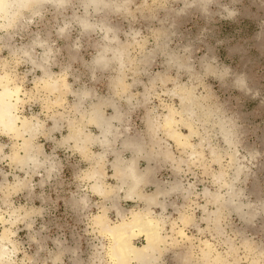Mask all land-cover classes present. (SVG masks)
<instances>
[{
	"label": "rangeland",
	"instance_id": "rangeland-1",
	"mask_svg": "<svg viewBox=\"0 0 264 264\" xmlns=\"http://www.w3.org/2000/svg\"><path fill=\"white\" fill-rule=\"evenodd\" d=\"M57 1H61L60 5ZM105 1H109L110 7L97 12L92 7L86 9V0H47L36 11L26 10L12 27L0 29V75L10 80L13 87H20L18 115L37 116L44 122V129L53 107L60 108L64 112L60 115L66 116L70 105L65 89L70 84L91 85L97 80L90 76L78 78L73 71L87 72L84 63L90 62L93 71L109 73L104 82L109 79L112 86L119 70L116 67L98 69L94 60L103 47L123 48L131 57L125 64L124 84L127 86L116 92L112 86L111 95L125 98L128 104H132L131 93H134L146 115L147 125L152 121L165 124L160 130H164L183 155L176 159L178 163L173 166L174 172L185 179L190 191L187 197L181 194L183 198L178 199L180 212L175 218L166 214L163 233L179 243L170 246L156 264H180L179 255L188 249L194 252L189 263L203 264L202 249L209 241L216 250L215 255L220 254L225 264H264V0ZM84 21L96 27L86 32L81 25ZM106 32L111 38L115 37L113 43L105 40ZM173 55L182 60L179 62L183 69L168 65ZM46 72L52 77L64 78L60 91L50 90ZM180 90L194 92L213 112L217 111L229 121L233 133L230 143L218 133L216 126L213 128L210 122L202 124V119L197 116L192 126L204 136V141L201 135H192L187 126L178 128L191 138L196 152L194 158L188 159L187 154L192 149L180 146L168 134L169 126L164 123V115L170 114L172 109L180 112L185 109L179 97L174 95ZM57 97L59 104L52 105ZM75 104L73 107L78 110ZM160 118L162 122H159ZM216 118L214 115L211 119ZM55 119L60 121V118ZM4 136H9L13 144L5 146L8 140ZM152 139L148 127L147 138H141L139 142L145 141L151 147ZM18 142L19 139L11 134L0 132V154L5 151L13 153ZM166 149L171 150L170 145ZM47 151L46 164L42 167H46V173L31 180L39 183L46 179L43 187H37L39 199L29 198L27 193L20 197L13 195L12 192L18 191L13 189L17 174L4 167L0 160V184L5 181L0 192L3 191L6 197L5 200L0 197V214L10 218L11 210L17 209L19 219L36 215L31 228L44 232L37 239L19 230V220L13 225L11 237L17 249L13 253V264H52L53 254L52 260L58 264L63 255L58 249L61 248L59 244L67 243L72 250L63 258L67 264H117L112 254V238L102 231L97 217L98 228L91 221L76 220V215L74 221H67L73 211L69 210L65 199L71 197L72 191H77V186L71 180H65V172L51 173L49 165L54 160L49 147ZM11 165L14 166L12 162ZM100 168V171L104 170ZM88 171L85 179L92 180L87 177ZM21 176L27 175L23 173ZM227 183L234 186L239 211L223 206L221 200L229 190ZM91 190L94 192L93 188ZM216 195L222 196L220 201L216 200ZM82 201L84 208L89 207L88 197H83ZM106 201L113 207L111 200ZM141 208L143 204L137 209ZM104 209L111 223L123 219L118 214L121 212L119 203L113 207L116 212L109 213L106 206L101 211L91 208L88 211L100 212V215ZM218 209L219 220L210 221V216L216 218ZM132 211L124 213L125 217L129 218ZM81 212L75 210L77 214ZM243 212L253 215L254 219L245 221L240 216ZM155 213L160 214L159 210ZM182 213L194 217L191 224L185 225L180 220ZM179 231L188 234L193 244ZM51 237L54 242L57 239V246L51 243ZM133 242L142 246L145 240L135 236Z\"/></svg>",
	"mask_w": 264,
	"mask_h": 264
},
{
	"label": "bare ground",
	"instance_id": "bare-ground-1",
	"mask_svg": "<svg viewBox=\"0 0 264 264\" xmlns=\"http://www.w3.org/2000/svg\"><path fill=\"white\" fill-rule=\"evenodd\" d=\"M44 2H47V0H0V29H8L12 27L14 23L21 18V16L24 14L26 10L34 11L38 6L44 4ZM60 2L61 1L59 2L57 1L58 5H60L59 4ZM52 3L55 4V2ZM85 7L86 9L92 7L95 9V11L99 12L104 9L105 10L108 9L110 7V3L109 1L107 2L105 0H86ZM81 25L86 32L94 28V26L96 27V25L90 24L88 22L86 23L85 21L84 24ZM114 38H111L110 34L106 32L105 40L108 43H113L115 41ZM160 47L158 46V48ZM125 51L126 50H124L123 48L115 49L114 47H112V48L104 49L103 47L102 52L94 60V65L98 69L109 70L112 67H116L119 70V74L114 79L112 84L115 92L123 91L124 85L127 84V83L124 84L125 64L128 62V60H130L131 57H129V55H127ZM109 53H111L112 55L109 56ZM177 59L178 57L175 58L173 55L169 60L168 65L173 67L177 66L178 69H183L182 66L183 64L180 63L182 60L181 59L177 60ZM38 66L41 67L39 64ZM185 67H187V65ZM47 73L48 72L45 73V76L46 79L49 80L48 87L50 88V90L52 92L60 91L61 86H63L64 78L52 77L51 75H48L49 73L48 74ZM10 82H11L10 80H5V77L3 75H0V132L5 134H11L15 139H19V142L14 147L15 149L13 150V153L10 155L11 162L17 169L23 170L26 173V175H30V174L34 175L40 168H42L46 164L45 158L47 157H45L44 159L41 157V155L43 154V147L41 145H38V143L35 141L37 137L44 130V122L40 120L37 116H33L32 118H29V117H20L18 115L17 113L18 105L21 101L19 94L21 90L19 86L13 87ZM176 91L179 92V89H176ZM176 91L174 95H177L179 97L182 104L185 106V109L182 112L175 111L172 109L170 114L164 115L165 116L164 123H166L169 126V128L167 129L168 134L173 138H175L180 146H184L186 149H190V148L192 149L193 152L190 151L187 154L189 160L195 157L196 152L193 150L194 146L191 143V138L182 134L178 128L181 125L187 126L192 132V135L196 134L197 136H200L201 133L198 132L193 127L194 126L193 124H195V121L193 120L197 116H200V119H202L201 120L202 124L210 122L213 124L212 125L213 128L214 126H216V130L218 131V133L223 135L225 141L227 143L231 142L233 133L229 126V121L222 118L217 111L213 112V110L210 107L206 106L203 102H201L199 97L194 95V92L180 90V93H177ZM84 96L86 95L84 94ZM79 98L80 99L75 104L78 110L80 109V107H82L83 96L80 95ZM106 106L113 107L115 115L111 117L107 116L105 113ZM120 110H121L120 107L112 98L103 97L100 98L97 102H93L90 105L88 111L86 110L84 113H81L83 114L82 116L84 117L88 115V119L90 121L93 120L94 122L97 121L96 122L97 124L98 122H100L99 127L101 132L100 134L101 146L105 150L103 151L104 154L103 153L101 155L99 153L96 154L97 157L99 156L98 160L100 161L105 159L104 158V155H106L105 152H108L107 150H109V148L114 147L113 146L114 140L120 136V132H118V130L115 129L114 128L115 126H113L112 124L113 121L120 122V119L123 115V113H121ZM179 113L180 115H178ZM214 115H217V118L215 120L213 119L214 120L213 121L211 118L214 117ZM89 120L86 121L89 122ZM55 121H56L55 125L57 126L59 120L55 119ZM156 122L157 121H152L148 125L149 130L153 135L151 147L147 146V143L145 141L132 142L128 140H127L128 146L126 147L137 149V151L135 152H136V157L138 159L139 157L137 156V154L142 150L146 152L147 149L151 148L150 151L152 149L156 151L155 154H153V151H151L150 153L146 152L145 153L146 155H144L146 158L147 155L149 154L156 155L155 157H160V155L163 154L162 152L165 151L166 154H164L163 156L166 157L168 156L169 160H172L174 164H177L178 161L176 160V158H174L172 151L170 149H164L162 152L159 151L162 154L158 153L157 150L154 149L157 147L158 149L162 148L161 139L158 137V132L162 125L165 127V124L156 123ZM69 126L71 132L69 137L65 138V143L73 141L75 148H78L79 150L85 147L91 141L93 142L95 141L94 144L97 142L96 140L90 138V136L86 133V131L84 130L81 124L75 125L73 122H70ZM99 137L97 136V138ZM201 139L202 141H204V136L201 135ZM100 140L98 139L99 142ZM114 154L120 156L118 155L119 154L118 151L117 152L115 151ZM133 156L131 157V159L125 160L126 163H124L125 162L124 159L122 160L120 157L116 158L117 160L116 159L114 160L115 161L114 166L112 163V166L114 168V174L112 175V177L116 179L117 187L106 188V186L103 183L105 172L104 173L102 172L103 169L102 171H100L101 168L100 165H98L100 164L98 160L96 163L97 165L93 166V168H91L87 172V177L88 179H92L95 182L94 185L92 186L93 191L98 193L100 196L104 197L106 200H111L113 207L118 206L119 193L123 191L126 194V195L124 194L126 198L130 199L132 197L133 199V196L136 195V197L137 198L139 197V200H141V203L143 204V208L132 211V214L129 218H126L124 212L121 210L122 213L119 212L118 214L119 215L121 214L123 219L121 220V222L118 223H111L110 221H108L107 211L105 209L100 215H97L98 225L101 226V229L104 233H107L112 238V254L115 257L117 264H156L157 262H160L161 258L163 257V254H165V252L170 248V246H176L179 243V241L171 238L170 235L167 234L165 235L163 233L165 219L167 218V216L165 213H162V210L160 214L155 215L156 213L154 211V208L158 206V208L161 207L162 209L165 210L163 212H167L166 200L167 198L173 195L174 193L173 191L176 190V188L180 187L179 182L181 181L176 180L172 185L171 184L169 185L170 186L169 188L164 185L165 183L161 184L154 182V184L155 183L156 185L158 184L156 189L154 188V191H152V193L149 194L143 193L142 189L146 185V183L149 184L148 182H150V180L153 181L151 178L154 168L152 169L151 167L153 166H149L151 163L150 164L147 163L146 166L149 167L148 168L145 167L146 168V169L144 168L145 170L139 171L137 167L138 159L135 157V155ZM147 159H149V157ZM151 160L149 159L148 162ZM101 163L103 164V162ZM101 166L103 167V165ZM25 179L24 178L21 179L18 175H16V182L13 185V189L18 190L20 186L26 187L25 182L27 181H24ZM227 184L229 190L226 195H223V199L221 200L223 206L226 209H234L236 211H239L241 208H239V206L235 204L236 195L235 192L233 191L234 186L233 184H229V183ZM190 187L191 186H189V188ZM189 192H190L189 189L185 188L183 192L180 193L184 194L183 197L184 196L187 197L188 196L187 194ZM221 198L222 196L219 197L218 195H216V200L220 201ZM16 210L15 211L11 210V214H9L10 218L8 217L4 218L5 216L0 214V221H1L0 224H3L2 230L0 232V264H13L15 261L13 259V253L16 249V244L12 240L11 235L13 234L12 227L13 225H15V223H17L20 217L19 214L16 213ZM215 214H216L215 215L216 218H212L210 216V221L219 220V214H220L219 209L215 212ZM240 216L242 219H244L247 222L254 219L253 215H249L244 212L241 213ZM193 219L194 217H192V215L187 213H182L180 216V220L185 225L191 224ZM179 233L182 236L186 237L185 240H188V242L193 244L192 239L189 237L188 234L186 235L184 231H179ZM135 236L143 237L145 240L144 245L142 246L135 245V243L133 242ZM215 251L216 250L214 249V246L210 241L205 243L204 248L202 249V256H201L203 260V264H225L222 256L220 254L216 256ZM193 256H194V252L192 251V249L184 250L183 253L179 255V259H178L179 263L191 264L189 262L192 260Z\"/></svg>",
	"mask_w": 264,
	"mask_h": 264
},
{
	"label": "crops",
	"instance_id": "crops-1",
	"mask_svg": "<svg viewBox=\"0 0 264 264\" xmlns=\"http://www.w3.org/2000/svg\"><path fill=\"white\" fill-rule=\"evenodd\" d=\"M84 65L86 67L87 72L85 70H83V72H82L81 70L78 69V70H74L73 73L75 75H77L78 78L79 77L83 78L86 76L95 77V78H97L96 83L91 84V85H90V83L84 84V85L70 84L65 89V91L67 93V97H66L67 102L70 105L69 111H66V113H67L66 116L60 115L61 113H64V112L60 111V108L53 107L54 109L50 112V118H49L48 122L46 123L47 128L44 129V131L37 137V139L35 141L38 143V145L43 146V154L42 155H44V156L41 155L42 158H45L46 154L48 155L47 148L48 147L50 148V152H51L50 156L53 157V160H54L51 163V165H49L52 169L51 173H53V175H54V171L58 174L60 172H65L66 173L65 180L66 181L71 180L73 182V185L75 183L77 186V191H72L71 197L65 199V204L67 205V207H69V210H72L74 212V214H73V212L71 214H69V216L67 217V221H68V219L71 220V222L74 221V216L76 215V220L82 221V222L91 221L92 224L97 227L96 217L100 212L98 214H94V213L88 211L90 208H91V210L98 209L101 211V208L103 206H106V209L108 210L109 213L116 212V211L113 209V207L109 201L104 200L98 194H95L94 192H92L91 189L93 186V181L85 179L86 171L93 168V166L97 165L96 163H97V160L99 159V156L97 157L96 154L99 153L101 155L103 153V151H105V150L101 146V140H100L101 139V135H100L101 132H100V127H99L100 122H98V124H97L96 123L97 121H95V122H94V120L90 121L88 119V115L86 117H84V116H82L83 114H81V113H84L86 110L88 111L91 103L96 102L97 100H99L100 98H103L105 96H108L107 98H113V100L115 102H117V104L119 105V107L121 109L120 110L121 113H123V115L121 117L122 120L120 122H118V121L114 122L113 121V123H112L113 126H115L114 128L117 129L118 132H120V136L114 140V145H113L114 147L109 148V150H107L108 152H105V154H106V155H104L105 159H103L102 161L98 160L100 163L98 165H100V167H102L101 165H103V168H104L103 172L106 173V179H105L106 188L117 187V181L115 178L112 177V175L114 174V168H113L114 162H115L114 160L116 158L120 157L122 160L124 159V161H125V160L131 159V157L133 155H135V157H136L135 151H137V149H134L131 147H126V146H128L127 140L139 142L141 138L146 139L147 135H148V125L146 123V115L143 114V108L140 106V101L137 100L138 98H137V96H135L134 93H131L132 94L131 95L132 96V104H128V102H126V99L122 98L120 96L119 97H112L111 94H112L113 90H112V86L109 84V79H107V82H104L105 81L104 79L107 78V74H109V73H107L105 71H99V70L93 71L90 68V62L84 63ZM75 75H73V76H75ZM102 81L105 84H102ZM134 85H132V86H134ZM84 94L87 97L84 96ZM80 95L83 96L82 107H80L79 110H76L73 107V105L76 102H78V100L80 99L79 98ZM58 99L59 98L57 97V99H55V101H53L52 105L59 104L57 102ZM137 101H138V103H137ZM80 111H82V112H80ZM69 112L71 114H69ZM105 112H106V115H108V116L115 115L114 109L111 106H106ZM55 118H60V121L58 122L57 126L54 123ZM160 119L161 120L159 122H162V118H160ZM70 120L74 121L73 123H75V124H81L82 127L84 128V130L86 131V133L90 136V138L97 141L96 142L97 144L96 143L94 144L95 141L94 142L91 141L85 146L86 148L83 147L82 149L78 150V148H75L73 141L65 143V138L69 137V135H70L69 134L70 133V126L68 123ZM86 120H89V122ZM95 123H96V125H95ZM99 135H100V137H99ZM97 136L99 138H97ZM4 137L8 140L7 143L4 144L5 146H10L11 144H13L12 143L13 140L9 136H4ZM159 137L162 140L161 145L163 146V148H161V149L160 148L158 149V147L154 148L157 150L158 153H161L164 149H166V146L169 147V145H170V148H171V151H172L174 158L179 159V158H181V156H183L181 151L179 150V148H177V145L175 144V142L170 140L168 135L164 133L163 129L160 130ZM98 139L100 140V142L98 141ZM38 140H39V142H38ZM124 145H125V147H124ZM111 149H113V150H111ZM115 149H117V150H115ZM150 149H147L146 152L150 153L151 151H153V154L156 153L155 150L152 149L150 151ZM112 151L114 153H115V151L116 152L118 151V153H119L118 155H120V156H117L116 155L117 153L114 154ZM142 151H140V152L138 151L139 153L137 152L138 153L137 156L139 157V159L136 157L139 160V161L137 160L138 170L139 171L145 170L146 169L145 167H147L146 166L147 163L148 164L151 163L149 166H153V167H151L152 169L154 168L153 169L154 171L152 170L153 172H152V178H151L153 181H151L150 179H149L150 182L147 181L149 184L146 183V185L143 187V189H142L143 193H145V194L146 193L147 194L152 193V191H154V188L156 189V187L158 185V184L156 185V183H161V184L165 183L164 185L169 188L170 187L169 185L170 184L172 185L176 180L181 181V182L178 181L180 183V187L176 188V190H174V191L172 190L174 192L173 195L171 197L167 198V200H166V206H167L166 211L167 212H163L165 210L162 209L161 207L158 208V206L154 208L155 211L159 210V212H161V210H162V213L171 214V216L173 218H175V215L178 212H180V209H179L180 207L177 206L178 201H179L178 199L183 198L181 193L183 192V190L187 186L186 181L179 173L175 174L174 169H173L174 163L172 162V160H169L168 156H167L168 158L166 156H163L164 154H166L165 151L162 152L163 154L161 153L162 155L159 154L160 157H155L156 155H153V154L147 155V158L149 157L150 160L152 159L149 162H148L149 159H147L144 156V155H146L145 154L146 152H144V151L142 152ZM159 151H161V152H159ZM141 152H142V155H141ZM11 153L5 151L3 154H0V160L3 161L4 167H9L10 169H12V171L14 173H16L21 179H23L21 174H23V173L26 174V173L23 170L17 169L11 165V160H10V154ZM142 156H144L145 159ZM89 158H90V160H89ZM101 162H103V164ZM112 163H113V166H112ZM124 163H126V161ZM181 168H183V167H181ZM2 170H3V168H2ZM42 173H46V167L40 169L34 175L30 174L31 176L27 175L26 177H24V179L26 178L24 181L28 182V183L25 182L26 187L20 186L17 192H12L13 195L20 197L21 195H25V193H27L28 194L27 197L39 199V197H41V196L37 194V187H43V184L46 181V179L43 178L42 180L39 181V183H37L36 180H34V182L32 183L31 180L33 178H35L36 176L41 175ZM176 178H178V179H176ZM29 180H30V182H29ZM154 182H156V183L154 184ZM2 184L5 185V181H4V183L0 184V188H1ZM3 187H5V186H3ZM4 189H7V187H5ZM124 194H125L124 191L119 193V207L125 214L127 212H130V211L137 209L138 207L142 206V203H141V200H139V197L137 198L135 195V196H133V199H132V197L130 199H128L124 196ZM85 196L88 197V200H89V207H87V208H84V202L82 201L83 197H85ZM0 197H1V199L5 200L6 197H5V193H3V191L0 192ZM135 199H136V201H135ZM76 209L81 210L82 214L75 213ZM83 211H86L88 214L84 213ZM108 216H109V214H108ZM35 219H36V215L33 216V218L22 217L19 219L17 226H18L19 230L22 233H25L27 236L34 235V237H37V239H39L42 237V234L44 235V232H42L41 230H36V229L33 230L31 228L33 225V221H35ZM109 219H110V217H109ZM70 225H71V223H70ZM0 228H2V227L0 226ZM33 232H34V234H33ZM65 232H66L65 235L68 236L69 235L68 232L67 231H65ZM98 232L100 233L99 229H98ZM73 234H74V232L72 231L71 235H73ZM50 241H51V243H56V246L59 244L57 239L54 242L52 237L50 238ZM41 243H42V241H41ZM41 243H40V245H41ZM59 245L61 248H58V249L62 250L63 255H62V260L59 261L58 264H67L63 260V258L66 257V255L69 252H71L72 250L70 249L68 243L62 244V245L59 244ZM52 256H51L50 262L52 264H54V262L52 260Z\"/></svg>",
	"mask_w": 264,
	"mask_h": 264
}]
</instances>
